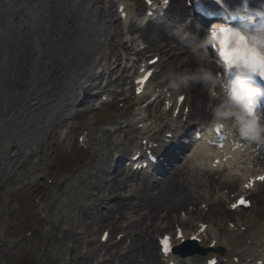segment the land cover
I'll list each match as a JSON object with an SVG mask.
<instances>
[{
	"label": "bare ground",
	"instance_id": "6f19581e",
	"mask_svg": "<svg viewBox=\"0 0 264 264\" xmlns=\"http://www.w3.org/2000/svg\"><path fill=\"white\" fill-rule=\"evenodd\" d=\"M103 1L89 0L86 4H81L78 0H12L10 5H5L0 1V78L8 73H16L17 77L23 81V93L21 92L20 97L13 100L11 109L7 111L6 117L0 120V126L8 118L23 117V113L26 110L31 111L46 104L52 105L54 103L53 98L57 97L58 93L64 89L70 90L71 97L61 101L59 103L60 106H57L62 111L72 107V98L77 95L78 90H80V94H86L92 89L91 85H86L78 80V78L83 79L86 75L82 71L85 68V63L89 62L88 59L91 56L83 51V49L86 50L88 48L87 45L82 44L80 46V44L84 38L91 36L93 33V30H90L91 34H88L87 16L89 12L96 17L100 14V20L102 21L107 16L115 18V15L110 13L109 10L108 12H101L98 8V5ZM153 1L155 2L154 7L160 8L155 12L159 15L165 0ZM110 2L111 4L118 3L117 12L123 26V35L127 39V44L130 43V48H127L126 45L124 46L126 50L131 51L135 55L143 56L139 60L140 62L146 57V54L141 50L142 45H147L144 49L147 53L155 52L156 55H162L163 58L169 56L167 59L169 70L162 77L157 75V77H154L150 85L154 86L147 97L149 101L152 98L156 100L158 96L163 100L164 105L162 108L158 107V115L155 118L147 117L145 115L146 111L142 106L145 104H142L143 97L135 94L134 82L131 81L126 90L127 96L120 102L128 109L122 110L120 117L116 118V108H108L104 114H97L92 120L95 122L103 120L108 123L114 119L120 121L132 114L129 112V106L133 104L139 107L136 115H134V120L143 126V130L134 128L135 125L131 123L127 124L124 128H118L114 132V135H118L115 141L116 147L114 152L121 151L122 154H128L131 151L134 152L133 150L136 147H144V142H147L146 146L150 142L153 145L158 144L160 146L167 142L168 133H172L174 136L170 139V142H172L178 137V126L182 125L184 109H182L181 117L177 119H175L174 113L168 112L165 102H172L177 97V90L167 87L166 76L170 72V69L171 72L180 71L181 73L195 70L197 63L193 58L188 43L181 41L176 31L168 32L166 27L154 25L147 21V18L144 16L146 10L142 9L145 6V0H142V3L139 5L137 14L134 13L135 5L131 0H110ZM121 5L126 6V12L128 13V18L125 20L121 18L122 13L119 12ZM187 12L188 8L184 5V0H171L169 8L164 13V19L169 16L175 20H182L186 17ZM128 24L129 26H127ZM68 43L72 44L75 49L79 48L80 52H83L80 55V59L77 58L72 49L67 47ZM56 44H59L58 48ZM88 46L89 49L94 48L93 53L97 54L101 41H95L94 38H91ZM177 51H182L179 57L176 56ZM66 54L70 60V62H66L72 64L74 72L62 70L61 73L64 75L59 77L57 76V72L60 71L61 60L66 57ZM44 60L46 61L45 64ZM106 61L108 67H113L119 62V59L114 56ZM131 61L132 59L129 58L127 63ZM127 63L122 69L121 66L119 67L122 73L121 77L119 76L116 80L107 79L106 87L112 85L121 86L120 79H122L127 71ZM44 65L46 69L50 70L49 73H51L50 77L46 79L48 82L42 81V70L44 69L42 67ZM212 66L214 67V63H212ZM108 71L107 69H103L97 76L90 78L91 82H103L107 75L112 77L117 73L115 70L109 73ZM56 86L58 87L56 88ZM41 87L49 89L45 91L43 88L41 90ZM179 91L188 95V98H186V104L190 108L188 118L190 120H199L200 126H208L212 122V108L209 109V103H215L220 97L212 99L198 85L189 86ZM15 101L16 103L14 104ZM21 101L25 103L24 107H19ZM150 105L151 102L149 107ZM62 115V118H65L66 115ZM55 129L51 133V140L53 142L56 141V137L53 134ZM79 130L81 131L80 135L85 141L86 138L96 134L94 133L92 122L81 126ZM101 131L104 133L111 132L105 128H102ZM131 131L137 133L136 143L132 147H126L128 145L126 141H129ZM162 131H164V135L160 134ZM195 131L196 133L198 132L196 128ZM98 140V138H95L96 147L86 152V155L89 157L88 160H90L88 165L95 171L93 175L97 176L102 173L104 176H110L106 169L108 164L103 163V167H101L102 162L98 153L103 150H101L102 144L100 141L97 142ZM120 141L121 143H118ZM242 142L246 147V152L236 158V161L231 164L220 163L217 170L213 169V164L218 157H207L204 160L202 154L194 153L192 159L186 163L183 169L177 170L167 182L162 183L161 186L155 189L158 191L157 196L151 193L153 191V184L145 185L144 190L139 191V195L135 196V192L139 188L138 185L129 186L117 177L112 178L113 187L110 195L117 197L120 195L122 188H125V190L130 188L132 198H129L128 202L133 199L135 203H131L129 209L135 211H138V209H140L139 211L143 210V214H146V219L152 223L150 227L142 229L138 233L136 241L138 244L142 243V245L135 249L133 255L135 257L132 256L128 260L127 258H121L116 264H163L165 258L160 253V250H157L155 246L152 247L153 244L150 240L149 242H145V240L149 237L151 230H154L156 234L162 233L164 235L169 231H173L175 224L180 221L177 227L184 228L186 238L201 230L202 225L210 223L204 239L208 236L211 240V246L209 252L199 257L198 261L203 260L202 264H207L209 259L217 256L218 250L221 248L224 249V254L219 255V259L223 264H260L261 262L264 264V195L260 196L261 192L264 191V186H256V189L251 191L250 194L252 200L258 205L256 212L248 211L243 218H240L239 215L231 211H225V207H230L234 203L232 200L233 194L240 195L245 193L244 187L250 181L249 177L251 174L255 179L260 176L258 173L262 172L264 168V154L260 151L257 155L252 151V149L258 148V144H249L243 140ZM15 148L17 152L14 155L11 153V158L27 154L24 149L22 150L20 144H16ZM112 151L111 147L106 153L107 158L105 162H110ZM155 151L160 153V148L155 149ZM48 152L52 153V148H48ZM71 154H74V152L72 151ZM134 155H136V152L132 156ZM67 156L65 150L62 149L54 152L51 163L53 167L57 166V168L55 167L56 169L48 175L50 178H55L58 181L57 175L62 171H66L67 175L59 178L63 183L68 173L72 174L75 172V166L72 162H67L69 161ZM174 157L173 154H170L166 158L170 163ZM59 163L60 165H58ZM204 177H208L209 182H204ZM40 194L43 200H45L48 191L45 189ZM104 200V198L99 197L97 202L101 205L104 203ZM209 203L215 207H219V209L205 214L199 209V206L203 204L208 205ZM190 206L195 207V209L189 212L190 218L174 215L184 209L190 210ZM125 207L121 203H118L114 205L113 209H125ZM46 212L48 213L47 220L53 223L54 226L56 223L53 220V213L56 212V208L49 205ZM33 213L34 215L37 214L35 211ZM56 215L60 217L61 212H56ZM235 215H237V218H235ZM161 219V224H159V220ZM47 220L41 221L47 222ZM225 220L233 221L235 226L234 228L228 227L227 231L221 232L216 227L221 229L220 223ZM38 221L41 222L40 220ZM99 221L101 225L104 226L106 224L109 226L113 219L110 214H107L106 216H100ZM164 221L169 223L168 227H165ZM176 231L175 235L177 234ZM175 243L178 244L179 241H175ZM213 243H215L214 246H212ZM121 244L122 242L117 244V248H119L118 253L123 254L124 249H120ZM91 247L96 249V243L92 244ZM158 248H160L159 244ZM100 250L98 249L97 251L99 252ZM91 251L95 250L91 249ZM236 258H238L237 263L235 262ZM171 259L174 260L175 257L172 256ZM192 259L194 258H188L186 262ZM72 264H80V262L72 260Z\"/></svg>",
	"mask_w": 264,
	"mask_h": 264
},
{
	"label": "rangeland",
	"instance_id": "374dc122",
	"mask_svg": "<svg viewBox=\"0 0 264 264\" xmlns=\"http://www.w3.org/2000/svg\"><path fill=\"white\" fill-rule=\"evenodd\" d=\"M91 25L94 27L93 29H91ZM116 25L115 19V26H112L111 23L112 29L109 34L108 31L106 32V29H108L107 21L99 22L95 16L90 15L88 32L93 30L94 33L92 36L84 38L81 44L87 45L88 52L93 53L94 48L89 49L88 45L91 37H100V35H96V29L103 31L104 37L109 40L111 37L116 36V32L120 33ZM109 50L108 46L103 47L104 53H109ZM165 68L167 69L168 66ZM177 73L181 72L177 71ZM0 82V120H2L6 117L7 111L11 109L13 100L20 97L23 85L19 82V78L14 81L9 74L3 75ZM19 105L24 107L25 103L21 101ZM55 106L56 104L38 107L31 111L26 110L23 117L8 118L1 125L0 264H72L74 259L82 260V264H92L100 256V254L95 253L82 256L80 251L90 235L96 234L98 240L101 231L106 228H101L99 231L96 230L99 229L98 226L93 228L94 225H97L98 219L97 216L93 217L91 215H97L100 210L105 211L107 208L106 205L99 208L100 210L97 209L98 205L94 208L93 201L90 200L89 196L94 192L92 190L93 185L98 187L104 185L103 188L99 189L102 194H105L106 189L109 188V183L105 177H103L104 179H94L91 174L95 171L83 164L87 158L84 157L85 151L90 147H85L83 150L76 147L78 134L75 133L74 128L78 124H75V127L71 130L64 142L65 145H61L65 146L67 150H70L71 147H73V150L75 149L74 157L70 159V161L76 163L75 172L67 178L62 188H59L55 181H48L47 173L50 170V156L53 157L54 152L61 147L59 145L55 147L52 140L49 139V133H51L55 123L58 125L63 124L56 131L58 141L62 131L60 128L66 124L61 123V114H64V111L60 108H54ZM79 109L83 108L80 107ZM77 111L74 110V112ZM192 135L191 133L190 137ZM112 139L107 140L104 137L102 139L104 140L103 144L108 147ZM188 139V137H184L183 140L188 143ZM16 144H20L22 150L24 149L28 154L24 157L11 158L10 154L14 155L17 152ZM48 148H52V153L48 152ZM31 150H33V154H31ZM67 154L70 156L69 153ZM114 170L118 172L119 165ZM43 188L48 191L47 197L43 201L40 200V203H36L39 196L35 192L38 191L39 193ZM111 201L113 202V200ZM32 202L36 203V215L32 214L29 211L31 209L27 207ZM49 205L56 208L57 213L61 212L60 217L56 215V212L53 213V220L57 227L47 220L48 213L46 209ZM80 206L84 210H79ZM86 206H91V209H85ZM184 211L186 210L184 209ZM83 214L91 216L92 225L89 224V220L82 218ZM118 216H116L115 221L119 222L120 227L122 220H117ZM39 218L46 219L47 222L41 223L38 221ZM117 233H121V229L117 230L114 234L115 237ZM75 241L78 245L74 251Z\"/></svg>",
	"mask_w": 264,
	"mask_h": 264
},
{
	"label": "clouds",
	"instance_id": "9594fccd",
	"mask_svg": "<svg viewBox=\"0 0 264 264\" xmlns=\"http://www.w3.org/2000/svg\"><path fill=\"white\" fill-rule=\"evenodd\" d=\"M216 3L223 17L238 20L239 25L213 24L203 36L178 28L176 33L188 43L197 67L183 73L170 71L167 87L178 91L198 85L212 99L220 97L211 112L213 127L234 132L249 144H264V122L257 115L264 87L254 82L257 78L264 82V21L257 22L247 0L234 7L224 0ZM212 53L223 72L212 66Z\"/></svg>",
	"mask_w": 264,
	"mask_h": 264
},
{
	"label": "snow or ice",
	"instance_id": "6c2138e0",
	"mask_svg": "<svg viewBox=\"0 0 264 264\" xmlns=\"http://www.w3.org/2000/svg\"><path fill=\"white\" fill-rule=\"evenodd\" d=\"M148 75H151V74L149 73ZM146 79H147V77H145V80ZM145 80L138 81V83L143 84V83H145ZM257 179L261 182H264V176L257 177ZM251 186H252V183H249L248 185H246V187H251ZM240 205L248 206V202L246 200H244L243 198H241L239 200L238 204H234L233 207L235 208V207L240 206ZM178 238L183 239V235L181 233H178ZM163 251H164L165 255H167L170 251V240L168 238H165V240L163 241Z\"/></svg>",
	"mask_w": 264,
	"mask_h": 264
}]
</instances>
